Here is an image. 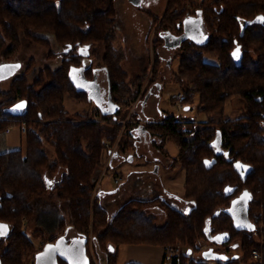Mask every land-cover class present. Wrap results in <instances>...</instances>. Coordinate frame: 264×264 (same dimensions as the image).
I'll return each mask as SVG.
<instances>
[{
    "label": "trees",
    "instance_id": "16d2710c",
    "mask_svg": "<svg viewBox=\"0 0 264 264\" xmlns=\"http://www.w3.org/2000/svg\"><path fill=\"white\" fill-rule=\"evenodd\" d=\"M116 16L115 0H0V65L16 61L23 33L49 48V57H62L60 66L39 69L32 57L34 67L16 74L8 89H0V132L23 123L27 131L25 147L0 152V224L7 229H0V264L32 262L39 249L23 227L35 215V201L50 190L69 203L70 227L87 240L86 264H96L89 247L92 226L95 255L102 262L105 257L103 264H119L121 245L178 243L185 248L172 264H209L190 258L201 251L202 242L242 248L240 257H216L217 264H264V259L251 261L254 249L264 257V240H259L264 213V0H168L163 17L155 19L156 47L165 42L163 32L181 33L185 23L199 21L203 30L199 41L181 40L175 78L183 87L182 102L198 100V111L208 119L188 128L175 114L145 123L148 132L179 144L176 161L186 168L183 208L155 194L127 199L111 213L98 194L92 198L105 144L115 142L124 126L120 99H136L147 77L127 82L125 52L114 45ZM47 32L54 34L60 51L52 48ZM102 48L99 67L94 55ZM207 54L216 61L206 59ZM154 63L156 75L158 56ZM99 68L109 81L111 105L97 102L96 108L71 116L67 94L87 103L95 100L87 85L76 84L74 71L92 81ZM232 97L245 101L243 114L216 119ZM132 123L125 125L130 136ZM135 139L130 141L134 146ZM46 141L55 148L54 156ZM127 141H120L121 149ZM239 205L242 212L236 209ZM158 206L167 216L162 224L150 210ZM59 224L63 228L68 223L61 218ZM58 238L51 235V241ZM201 256L213 257L206 252ZM60 263L71 264L63 258Z\"/></svg>",
    "mask_w": 264,
    "mask_h": 264
},
{
    "label": "rangeland",
    "instance_id": "374dc122",
    "mask_svg": "<svg viewBox=\"0 0 264 264\" xmlns=\"http://www.w3.org/2000/svg\"><path fill=\"white\" fill-rule=\"evenodd\" d=\"M115 3L117 9V16L115 17L117 38L114 45L125 52L122 66L128 75L127 82L133 83L138 77L143 75L147 77L143 84L144 87L136 99L120 97L121 103L124 104L123 115H126L123 121L124 126L115 142L111 143L109 140L107 142L109 145L105 144L103 150L104 165L99 172L92 198L94 200L98 194L102 204L111 213L118 210L119 206L127 199L133 197L150 198L154 193L183 208L186 205L185 201H183L186 168L182 166L179 160L176 161L180 152L179 144L171 138L162 140V136L159 133L152 134L148 132L145 123L148 121H162L167 114H175L178 119L185 121L183 123L184 128H188L194 122H202L208 119L206 113L198 111V100L191 105H186L182 102L183 87L175 78V74L180 68L179 45L181 40L185 37H190L199 41L203 38V34L192 23H185L181 33H177L178 31H175V29L163 32L165 42H160V45L156 47L154 43L155 29L159 23H156L155 19L160 20L163 17L168 0H141L140 6L134 4L131 0H115ZM46 35L51 39L52 48L60 51V44L54 34L47 32ZM104 51V48L100 49V57L97 54L94 55L93 63L99 67L101 66L100 58L104 55ZM48 52L49 48L23 33L22 45L16 61L10 63V74L5 78L0 77V89H8L16 74L22 73L24 69H32L34 67L33 65L30 67L32 57L35 59L34 65L36 69L45 65H50L53 68L60 66L62 64L60 54L49 57ZM156 56L160 58V63H158L159 69L155 75L154 61ZM205 57L208 60L216 61V58L208 54ZM0 62H3V60ZM31 69L30 72L32 71ZM97 74L96 80L90 81L85 76L83 77L82 72L74 71V80L81 88L85 87L87 81H90L89 84H93L96 87L98 94L107 107L111 103L112 98L109 91V81L104 69L99 68ZM144 94L145 96L141 97ZM96 104V100L87 103L77 100L69 94L65 98V105L71 116L84 114L87 109L96 108ZM183 105H185V110L180 107ZM244 105L245 101L241 97H232L227 101L224 113L216 114L214 117L218 120L223 116L238 117L242 113ZM129 122H133V125L130 126L133 129L131 136L125 133L129 129L125 125ZM26 132H23L21 127L17 125L13 127L11 132L1 131L0 152L25 147ZM134 137L137 139H135L136 146L130 143ZM120 141H127V145L124 148L122 147V149L120 148ZM46 147L49 155L54 156L55 148L53 145L46 141ZM117 152L119 153L116 156ZM116 176L121 177L120 182H116ZM49 181H51V178ZM100 188L109 191L107 194H102L100 193ZM176 195H180L181 199ZM34 205L36 208L35 215L30 221L25 223L23 228L34 242L36 249H40L45 241L51 240V235L59 237L64 233V229L67 226H72L70 208L69 203L60 200L57 194L51 190L45 197L36 200ZM93 205L94 202L92 203ZM150 210L157 214L158 223L162 224L165 222L167 216L160 207ZM61 218H64L68 223L66 227H60L59 220ZM259 229L262 230L259 240L263 242L264 213H260ZM68 231L69 233L65 235H77L73 227L67 229ZM93 231L94 228L92 226L89 244L90 253L96 264L106 263V260L102 262L95 255ZM201 245V251L193 253L190 258L203 260L201 255L210 250L225 254L230 259L237 256L240 257L242 253V248L237 244H233L229 247L230 249L225 246L214 245L213 242H202ZM164 247L167 256L169 254L168 247H172V250H170L175 252L181 249L180 253L185 248L180 243ZM132 248L130 245H121L119 249V264H125L130 259L138 257L137 252L131 250ZM252 255L251 261L262 262L264 259L263 256L262 258L257 257L254 252ZM169 258L165 264H172ZM217 260L218 258L213 256L205 261L209 264H217ZM239 264H249V261L241 260Z\"/></svg>",
    "mask_w": 264,
    "mask_h": 264
},
{
    "label": "water",
    "instance_id": "95a60500",
    "mask_svg": "<svg viewBox=\"0 0 264 264\" xmlns=\"http://www.w3.org/2000/svg\"><path fill=\"white\" fill-rule=\"evenodd\" d=\"M134 4L139 5L140 6V2L141 0H131ZM196 27L199 29L200 32H203L202 28L200 27V24H197ZM18 66V65H17ZM10 66L2 64L0 65V77H7V75L10 74ZM93 89H94V85H90ZM96 89V87H95ZM93 97L95 98V100L100 104L99 100H103L101 98V96L98 94V91L96 90V94H94L93 92H91ZM111 104V103H110ZM101 105V104H100ZM209 163V162H208ZM49 185H51V181H49ZM237 211L238 212H242L243 206H237ZM246 213V212H245ZM3 226H6L4 224H0ZM5 228L1 229L4 230ZM7 232V229H5ZM77 238L81 239V244H80V250L78 252H76L75 247L76 245V241ZM65 241L66 243L63 244L62 241ZM67 236L64 234L62 236H60L57 240V242H48L45 244V246L37 252L36 254V263L35 264H61L60 263V256H64L65 259L69 262L70 259L68 258L67 255H72L74 254L75 259L76 260H80L81 256L86 258V263L89 262L88 256H87V249H86V239L84 237H74L71 241V243H68L67 241Z\"/></svg>",
    "mask_w": 264,
    "mask_h": 264
},
{
    "label": "crops",
    "instance_id": "0c3cea01",
    "mask_svg": "<svg viewBox=\"0 0 264 264\" xmlns=\"http://www.w3.org/2000/svg\"><path fill=\"white\" fill-rule=\"evenodd\" d=\"M109 190H105V189H101L100 188V193L102 194H107ZM155 193L151 196H154ZM179 199L180 195H176ZM71 228L70 226H68V229ZM214 245H219L217 243H214ZM125 245H130L131 247H133L131 250H133L134 252H137L138 257H134L132 259H130L128 262L130 261H136V262H140L143 264H165L166 261H168V256L166 255V251H165V247L161 246V245H153V244H125ZM206 253L208 255L211 256H216V257H223L225 258V254H222L220 252H213L212 250L210 251H206ZM171 259L172 262V258ZM105 257H103V261H105Z\"/></svg>",
    "mask_w": 264,
    "mask_h": 264
},
{
    "label": "flooded vegetation",
    "instance_id": "af4514ba",
    "mask_svg": "<svg viewBox=\"0 0 264 264\" xmlns=\"http://www.w3.org/2000/svg\"><path fill=\"white\" fill-rule=\"evenodd\" d=\"M197 24H199V21L198 22H196L195 21V24H194V26H196ZM85 85H87L88 87H89V89L91 90V92H93L94 94H96V89H95V87H94V89L91 87V86H89V82H86L85 83ZM99 102H100V104L103 106V107H106V105H105V103L103 102V100H99ZM245 106V105H244ZM244 108V107H243ZM243 114V110H242V113L239 115V116H241ZM242 220V219H241ZM69 233V231L67 232V230L66 231H64V233L62 234V235H64V234H68ZM62 235H60V236H62ZM59 236V237H60ZM67 236V235H66ZM74 237H82V236H79V235H74V236H67V242L68 243H71V241H72V239L74 238ZM58 240V239H57ZM57 240L56 241H52V242H57ZM48 242H51V240H48V241H45L44 242V244L40 247V249L38 250V251H40L44 246H45V244L46 243H48ZM63 242V244L64 243H66L64 240L62 241ZM76 243V247H75V250H76V252H78L79 250H80V244H81V239L80 238H77V241L75 242ZM37 251V252H38ZM37 254V253H36ZM36 254H35V257H34V259L32 260V262L30 263V264H35L36 263ZM68 256V258L70 259V263L71 264H86V258L85 257H82L81 256V259L78 261V260H76L75 259V255L74 254H72V255H67ZM60 258H63V259H65V257L64 256H60ZM60 258H59V260H60ZM69 262V261H68Z\"/></svg>",
    "mask_w": 264,
    "mask_h": 264
},
{
    "label": "built area",
    "instance_id": "2783aa9c",
    "mask_svg": "<svg viewBox=\"0 0 264 264\" xmlns=\"http://www.w3.org/2000/svg\"><path fill=\"white\" fill-rule=\"evenodd\" d=\"M184 106H185V105L180 106V107H182V110H185ZM14 126H15V125H11L10 127H8V128H7V131H8V132H11ZM21 128H22V131L25 132V131H26V124L23 123V124L21 125ZM107 145H109V144L107 143ZM115 179H116V182H120L121 177L116 176ZM170 249L172 250V247H168V250H169L168 257H170V258H173V257L178 256V255L181 254V253H180V252H181V251H180L181 249L177 250L176 252H175V251H171ZM253 252H254V254H255L257 257L262 258V254H261V252H260L258 249H254ZM170 255H171V256H170ZM203 260L205 261V260H207V259H203Z\"/></svg>",
    "mask_w": 264,
    "mask_h": 264
},
{
    "label": "snow or ice",
    "instance_id": "6c2138e0",
    "mask_svg": "<svg viewBox=\"0 0 264 264\" xmlns=\"http://www.w3.org/2000/svg\"><path fill=\"white\" fill-rule=\"evenodd\" d=\"M239 167V165H237ZM6 226L0 225V229L5 228Z\"/></svg>",
    "mask_w": 264,
    "mask_h": 264
}]
</instances>
